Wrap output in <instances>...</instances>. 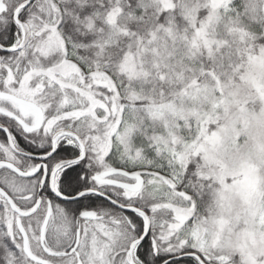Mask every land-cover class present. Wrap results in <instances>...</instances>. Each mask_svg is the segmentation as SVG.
<instances>
[{
	"label": "snow or ice",
	"instance_id": "obj_1",
	"mask_svg": "<svg viewBox=\"0 0 264 264\" xmlns=\"http://www.w3.org/2000/svg\"><path fill=\"white\" fill-rule=\"evenodd\" d=\"M0 264H264V0H0Z\"/></svg>",
	"mask_w": 264,
	"mask_h": 264
}]
</instances>
